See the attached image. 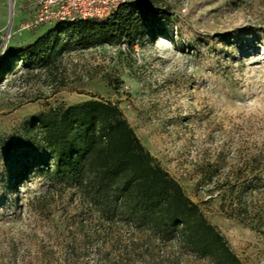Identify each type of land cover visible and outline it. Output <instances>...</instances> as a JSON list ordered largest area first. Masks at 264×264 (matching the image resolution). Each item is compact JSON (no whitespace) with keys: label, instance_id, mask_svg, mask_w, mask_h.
I'll list each match as a JSON object with an SVG mask.
<instances>
[{"label":"rangeland","instance_id":"1","mask_svg":"<svg viewBox=\"0 0 264 264\" xmlns=\"http://www.w3.org/2000/svg\"><path fill=\"white\" fill-rule=\"evenodd\" d=\"M161 10L87 50L60 23L49 68L0 73V264H212L122 223L109 227L46 170L39 114L86 100L118 106L151 156L197 204L242 264H264V0H131ZM0 0V38L33 14ZM39 164H41L39 166Z\"/></svg>","mask_w":264,"mask_h":264},{"label":"trees","instance_id":"2","mask_svg":"<svg viewBox=\"0 0 264 264\" xmlns=\"http://www.w3.org/2000/svg\"><path fill=\"white\" fill-rule=\"evenodd\" d=\"M161 15V10L129 2L105 21L60 24L76 34V47L87 50L122 39L133 41L138 24ZM56 55L50 40L41 37L11 52L0 73H10L17 63L27 70L33 65L49 68ZM34 123L42 132L44 162L52 180L78 194L102 224L122 223L148 232L161 243H174L212 264H242L199 206L141 144L118 106L86 100L39 114Z\"/></svg>","mask_w":264,"mask_h":264},{"label":"built area","instance_id":"3","mask_svg":"<svg viewBox=\"0 0 264 264\" xmlns=\"http://www.w3.org/2000/svg\"><path fill=\"white\" fill-rule=\"evenodd\" d=\"M33 14L15 30L10 25L0 38L1 48L16 34L34 31L53 23H74L78 21H105L131 0H29Z\"/></svg>","mask_w":264,"mask_h":264}]
</instances>
